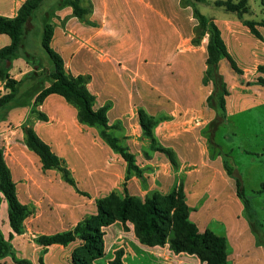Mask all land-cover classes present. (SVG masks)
<instances>
[{
  "label": "crops",
  "instance_id": "1",
  "mask_svg": "<svg viewBox=\"0 0 264 264\" xmlns=\"http://www.w3.org/2000/svg\"><path fill=\"white\" fill-rule=\"evenodd\" d=\"M26 1L0 0V16L14 19ZM162 2L133 0V26L137 29L130 36L120 30L114 36L111 31L102 34L101 55L76 50L67 60L71 46L58 37L57 30L51 44L65 57L69 74L91 77L87 88L95 97V109L108 108L107 132L134 157L140 173L130 171L123 155L102 137V128L82 123L78 109L65 98L52 94L37 103L38 88L35 99H22L30 87H35L25 80L31 71L44 76L53 68L51 64L50 68H34L28 62L24 52L32 53L30 33L25 50L7 62L9 77L21 86L15 100L0 113L2 149L20 201L35 210L25 221L22 234L13 232L8 220L6 241L12 253L0 264H73L80 241L68 246H43L38 239L72 231L97 214L98 200L113 193L144 201L155 193L168 195L180 188L197 227L218 235L220 230L227 238L230 256L248 254L252 257L250 264L254 263L253 235L249 228L238 230L243 204L237 193V177L228 173L220 153H212L208 135H204L219 115L210 102L215 85L211 80L205 83L209 34L196 43L197 25L188 10L181 8L179 0ZM158 13L167 18L163 20ZM201 13L220 30L239 70L232 69L225 58L220 62L229 91L224 122L236 114H257L264 108V87L259 85V94L250 88L253 82L264 79V26H255L257 36L245 23L255 20L245 18L246 14L240 18L224 10L218 16ZM119 23L116 20L109 25L119 27ZM11 44L8 35L0 34V50ZM240 78L242 83L234 84ZM48 85L49 80L43 86ZM8 93L6 81L0 77V98ZM40 114L44 120L39 119ZM143 115L154 122L152 136L145 134ZM26 126L52 149L74 184L61 170L44 168L26 144ZM103 231L105 254L95 264H110L118 251H123L124 264L145 260L148 264H205L196 255L176 254L169 244H142L130 222L118 221ZM235 238L240 244L233 246ZM22 261L25 263H19ZM229 264H235V258H230Z\"/></svg>",
  "mask_w": 264,
  "mask_h": 264
},
{
  "label": "trees",
  "instance_id": "2",
  "mask_svg": "<svg viewBox=\"0 0 264 264\" xmlns=\"http://www.w3.org/2000/svg\"><path fill=\"white\" fill-rule=\"evenodd\" d=\"M46 0H27L20 8L18 15L14 19L0 16V34L8 35L12 44L0 50V77L6 81V87L9 93L0 98V112L4 111L11 104L19 93L21 86L9 77L7 73V62L12 61L14 57L26 48V37L33 28V21L36 13L39 11ZM82 0H67L74 11L76 17L82 18L87 10L80 6ZM160 3L162 0H158ZM209 0H194L196 3L208 4ZM250 0H217L214 5L226 12L236 13L240 18L249 13ZM163 3V2H162ZM264 6V0H262ZM164 7V4H162ZM199 15L200 28L198 41L208 33L210 40L208 45V71L205 83L210 80L215 85V92L210 102L218 110V117L214 125L224 123L226 117V97L229 95L228 87L224 76L220 72V62L227 59L232 69L239 71L234 60L231 58L227 46L222 38V34L217 26L201 12ZM45 20L42 33V46L47 52L52 71L49 74L50 85H38L31 92L34 96L40 89V94L36 102H42L49 95L56 94L65 98L78 109V116L82 123L89 126H98L102 128V137L118 153L122 154L129 165V170L140 173L135 166L134 157L127 152V149L120 144V141L108 134V115L107 107L95 109V97L87 88L89 80L86 76L73 77L64 67L61 56L56 53L51 44L54 37L53 28ZM246 25L257 36H260L255 26L257 24L264 26V21L260 23L246 21ZM197 39V38H196ZM30 65L37 68L40 60L33 54L24 52ZM33 75V74H32ZM258 84L264 87V79H260ZM37 92V93H36ZM30 94V93H28ZM35 113V112H34ZM39 119H45V116L38 115ZM142 124L145 134L152 136L154 122L146 116H142ZM26 144L28 148L35 153L41 160L47 170L58 169L64 173L65 179L74 184L68 172L61 167L60 159L55 155L52 149L42 141L36 132L25 127ZM264 154V148H263ZM227 171L232 175L233 169L229 162H225ZM242 179L236 178L238 197L242 200L245 210L251 208L249 200L245 197ZM264 192V183L259 193ZM0 193L5 197L8 204V220L13 232L22 234L24 232L25 221L33 214L29 206L23 204L17 193V187L13 180L11 171L7 166L3 150L0 148ZM253 220L252 218H250ZM134 225L135 233L139 241L149 247L170 245V248L176 254L187 253L196 255L200 261L206 264H229L228 242L227 238L216 234L207 229L201 231L191 220L190 208L185 201L183 189L173 191L168 195L155 193L147 197L144 201L136 197H119L117 194H111L97 202V214L81 221L72 231L58 233L52 236H42L38 243L43 246L55 244L68 246L74 242L80 241V246L75 250L72 256L73 264H95L96 260L102 258L105 254V241L103 228L113 225L116 222ZM12 238V235H10ZM12 253V247L0 233V260L6 258ZM123 251H118L116 259L110 264H124L122 261ZM25 263V261L19 262Z\"/></svg>",
  "mask_w": 264,
  "mask_h": 264
},
{
  "label": "rangeland",
  "instance_id": "3",
  "mask_svg": "<svg viewBox=\"0 0 264 264\" xmlns=\"http://www.w3.org/2000/svg\"><path fill=\"white\" fill-rule=\"evenodd\" d=\"M67 0H46L41 9L37 11L36 18L33 21V28L31 30V54L40 60V65L46 68L51 67L50 58L47 52L42 46L41 36L44 30V23L47 19V23L55 30L58 31V37L62 38L71 46L70 55L73 56L76 50L81 53L84 51L94 52L101 55L103 45L104 33L118 35L121 31L122 35H133L134 28V12L132 8L133 0H82L80 6L87 10V13L82 17H76L73 8L66 3ZM217 0H209L206 4H200L194 2V0H179V5L183 9H187L190 16L193 19V24H196L195 33L196 41H198L199 32H201L199 15L197 12H203L206 15L218 16L223 13V9L214 5ZM227 1V0H222ZM238 2L239 0H233ZM250 10L246 14L245 18H251L255 22H260L264 19V6L262 0H250ZM201 10V11H200ZM158 16L165 20L167 17L158 13ZM244 18V17H243ZM119 20L120 26H110L113 21ZM110 26V27H109ZM120 30V31H119ZM198 33V35H197ZM75 35L79 42L72 40L69 35ZM60 39V40H62ZM33 42V43H32ZM97 55V54H96ZM64 67L66 69L65 57H62ZM226 64V63H225ZM33 67V65H31ZM223 71L225 70L222 65ZM228 70L232 73L231 68L228 66ZM33 74V75H32ZM229 74V73H228ZM227 74V75H228ZM86 79L90 81L91 77L86 76ZM30 86L44 85L49 80V74L46 72L44 76L37 71H31V73L25 79ZM234 82L242 83V79ZM29 88L27 97L23 100H33L35 96L31 95L32 89ZM252 90L258 94L261 93L259 84L253 82L251 85ZM263 97V96H262ZM1 113V112H0ZM204 135H208L209 145L213 154L220 153L223 162H229L233 167L232 176L235 178H241L243 183L245 197L249 200L251 208L246 211L243 204V212L239 211V228L238 230H245L249 228L252 233V238L255 247V258L252 264H264V192L259 193L262 184L264 183V108L260 109L257 114L253 112L236 114L224 123L211 125L208 131ZM3 141L0 138V148L2 149ZM3 150V149H2ZM229 173V172H228ZM35 210V209H34ZM33 210V211H34ZM8 204L5 197L0 193V233L3 237L8 239ZM252 218L253 220H251ZM219 234L223 232L218 230ZM217 234V233H216ZM239 240L235 238L233 246H236ZM240 244V243H239ZM251 252V253H252ZM228 254L230 258H235V264H250L252 257L247 255H231V249L228 244ZM202 262V261H201ZM203 263V262H202ZM141 264H148L145 260ZM206 264V263H205Z\"/></svg>",
  "mask_w": 264,
  "mask_h": 264
},
{
  "label": "built area",
  "instance_id": "4",
  "mask_svg": "<svg viewBox=\"0 0 264 264\" xmlns=\"http://www.w3.org/2000/svg\"><path fill=\"white\" fill-rule=\"evenodd\" d=\"M69 37H70L72 40H75L76 42H79V39H78L75 35L70 34Z\"/></svg>",
  "mask_w": 264,
  "mask_h": 264
}]
</instances>
